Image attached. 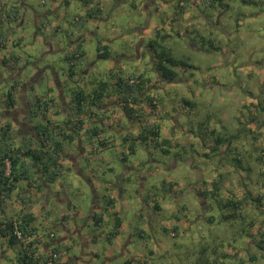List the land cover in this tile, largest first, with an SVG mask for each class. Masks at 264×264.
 Here are the masks:
<instances>
[{"label": "rangeland", "instance_id": "374dc122", "mask_svg": "<svg viewBox=\"0 0 264 264\" xmlns=\"http://www.w3.org/2000/svg\"><path fill=\"white\" fill-rule=\"evenodd\" d=\"M81 1L64 3L55 13L53 0H0L8 6L18 4L20 21L24 19L19 30L4 26L9 47L0 49V55L19 57V65L24 66L23 78H32L33 92L45 95L47 79L54 75L53 68L60 76L67 74V83H70L66 54L52 49L51 45L60 48L58 42H67L74 31L83 36L76 51L86 53L84 57H76L75 78L78 80L85 74L84 86L89 92L100 80L108 79L112 69L117 74L137 76L143 73L146 79L149 78L145 81V93L156 95L159 106L156 110L147 105L140 107L144 113L155 116L153 121L160 124V143L165 138L171 139L169 144L163 145L170 153L165 154L154 142L141 141L136 142L134 153H128L123 135L116 144L114 132L110 136L104 133L103 139L109 143L96 153L94 159L85 160L86 163L78 161L86 175L95 174L91 179L100 193L105 191L106 182L126 177L127 189L121 198L123 203L126 202L122 208L125 220L123 243L128 241L133 228L136 233L134 245L129 248L135 246L139 257L146 251L150 264H237L241 259L242 264H264V198L256 200L264 195V0H182L186 2L183 11L178 9L181 0H93L90 4L99 3L102 7L97 17L86 16L85 7L88 9L89 6ZM47 10L51 14L41 17ZM36 15L39 16L37 25ZM76 15L86 17L74 22ZM56 22L62 32L52 31ZM22 35L25 38L16 40ZM150 40L162 43L175 58L184 61L175 67L179 72L177 80L164 81L159 77L154 52L148 46ZM99 44L108 48L111 54L99 57ZM156 50L159 52L161 48L157 45ZM9 64L14 68L17 66L14 61ZM6 68L0 65L8 75L10 67ZM6 74L0 79V113L11 81ZM115 88L109 86L110 94L116 95ZM52 92H56V88ZM67 94L72 93L67 90ZM104 101L107 110L115 114L116 122L125 128L120 134L126 135L137 127L138 122L131 124L120 105L114 107L115 97ZM146 114L139 119L151 117ZM237 132L240 136L230 142L226 139L225 143L214 141L218 134L227 138ZM98 141L96 138L91 144L98 146ZM84 143L89 144L90 139ZM216 145L219 149L213 150ZM70 146L67 143L66 150ZM124 154L126 159H123ZM233 156L240 157L245 168L231 166L228 160ZM65 166L61 182L54 183L59 191L54 198L58 200L66 195L82 210L76 216L77 220L81 225L86 224V217L93 207V186L87 179H79L72 161ZM222 173L226 183L220 192V200L233 193L241 201L238 215L242 214L243 218L225 219L223 215L232 211L221 209L210 197L200 194L214 189L212 184ZM158 201L162 206L160 210L150 207ZM48 208L52 214V207ZM133 209L142 216L134 217ZM12 210L8 213L12 214ZM211 214L215 216L212 221L209 220ZM250 221L254 226H249ZM174 224L179 227L178 235L173 234ZM43 226V234L49 239L44 220ZM56 227L62 229L60 225ZM107 229L106 225H92L87 231L99 237L93 246L109 256L114 245L107 250L110 245L101 237ZM139 229H142L143 237L137 233ZM70 242L64 246L65 250L71 257L79 256L84 246L79 234ZM6 245L7 239L0 234V256ZM206 246L207 251L202 256L201 249ZM18 247L16 251L10 250L12 258L6 256L0 264H11L12 261L17 264V251L21 246ZM253 255L255 259H252ZM125 258L120 255L115 263L125 264ZM103 259L98 262L102 264ZM70 264H81V261Z\"/></svg>", "mask_w": 264, "mask_h": 264}, {"label": "trees", "instance_id": "16d2710c", "mask_svg": "<svg viewBox=\"0 0 264 264\" xmlns=\"http://www.w3.org/2000/svg\"><path fill=\"white\" fill-rule=\"evenodd\" d=\"M82 1L84 5L89 6L86 10V16L97 17L101 13L102 7L99 3L92 5L90 3L93 0ZM210 1L213 2L214 0ZM185 7L186 2L181 0L178 3L179 11H183ZM86 16L79 15L78 20H83ZM20 19L21 13L18 4L11 6L5 3L0 4V49L5 48L7 42L6 31H4L5 23H15L16 25ZM157 45L161 48L159 52L156 50ZM148 46L154 52L153 56L156 59L155 69L159 77L163 78L164 81L177 80L179 72L175 67L184 64V61L175 58L171 51L164 48L163 44H160L157 40H150ZM97 50L99 57H107L111 54L108 48H103L100 44L97 46ZM77 53V51H74L65 56L69 69L68 74L71 77L76 74ZM79 56L83 57L84 52H79ZM12 61L22 70L23 67L19 66L20 58L16 55L0 57V65H9L12 69V74L8 75V78H12V81L5 92V102H2L0 113L3 114L2 117L0 116V234L7 239L9 246H21L17 256L19 264H46L50 259H53V263L57 264L63 257L64 251L59 246H53L49 252L40 251L39 215L35 211V201L27 190H42L44 184L55 183L61 178L63 169L67 168L60 161L67 153L66 145L74 142L77 135L81 134L86 125L87 127L83 132L89 139L100 138L98 125H92L88 121L98 115V107L104 103V99L112 97L113 93L110 94L109 86L114 85L115 88V85H117L118 89L115 88L114 92L118 97L117 103L121 106L130 123L134 124L137 121H142L139 127H135L136 131H130L122 136L123 143L128 145V153H134L136 151V142L141 141L154 142L162 147L161 149L165 154H168L170 149L163 145L169 144L171 139L165 138L160 143L162 141L160 139V124L155 120L139 119L146 114L141 109L142 106L147 105L153 110H156L159 106V98L156 95L145 93V81L147 82L149 78L146 79L143 73L135 76L133 73L115 74L114 72H109L108 79L100 80L96 88L91 92L81 86L71 88L72 94L69 96V100L66 101L67 111L65 113L57 95H49L48 97L34 93V98L27 101L29 107L24 108L22 89L24 86L29 85L31 80L23 82L19 75L17 76V67L14 69V66L9 64ZM2 73L3 71L0 69V77ZM12 108H15L16 112ZM61 113L67 115L58 121L57 117ZM21 117L24 120L23 122L19 119ZM120 128L125 129L124 126H120ZM239 136L238 132L228 135L227 138L218 134L215 136L214 141L218 144L225 143V139L230 142L233 138L237 139ZM98 142L102 146H106L109 143L105 139H100ZM218 149L217 145L213 147V150ZM126 157V154H124L123 159H126ZM228 161L231 166L238 168L242 166V168H245L241 164L240 157L233 156ZM218 176L219 178L212 184L214 189L202 191L200 194L210 197L212 201H215L214 204H217L221 209L231 210L232 213L223 215L225 219L232 217L233 219L243 218L242 214L238 215L241 201L237 200L233 193L226 199L220 200V192L226 183L223 179L226 177L224 173ZM104 198H106V205H111L114 200L107 194L104 195ZM263 198L264 195H260L256 200L262 201ZM15 200H19L20 209L16 213L14 212L15 214H8L7 207ZM153 206L155 210L161 209L159 203H155ZM46 215L50 216L51 213L46 212ZM102 216L103 214H99L97 217L94 216L96 224L101 221ZM174 217L177 219L176 216ZM214 217L212 214L209 215V220L212 221ZM248 224L249 226H254L252 221ZM116 225L117 227L121 225V221L118 218L116 219ZM116 228L108 232L106 234L107 237L111 238L114 236ZM172 229L174 230V235L180 234L177 224H174ZM18 230L21 233L20 236L16 233ZM244 230V227H242L241 232ZM139 233L141 234L142 232ZM140 236L143 237L144 234ZM233 240L234 242L236 241L235 237H233ZM216 249H218V246ZM216 249L214 250L215 253L217 252ZM206 251L207 246L201 249L200 253L202 256H204L203 254ZM52 252L56 253L57 256L52 257ZM205 258L207 259L208 257ZM255 258L256 256L253 255L252 259ZM125 264L131 263L128 261ZM237 264H242V259Z\"/></svg>", "mask_w": 264, "mask_h": 264}, {"label": "crops", "instance_id": "0c3cea01", "mask_svg": "<svg viewBox=\"0 0 264 264\" xmlns=\"http://www.w3.org/2000/svg\"><path fill=\"white\" fill-rule=\"evenodd\" d=\"M148 1H150V0H148ZM53 2H54L53 8L55 9V10L53 9L54 10L53 12L57 13L59 11V9L64 6L63 5L64 3L70 4L71 0H53ZM0 4H3V3H0ZM148 4H149V2H148ZM59 6H60V8H59ZM85 8L87 10V7H85ZM49 14H51V12H49L47 10L41 14V17H43L45 15H49ZM63 16H64V14H63ZM38 17H39L38 15L35 16L36 25H37L38 20H39ZM76 20H78V15L75 16L74 22H76ZM23 22H24V19L22 21H19L18 26L15 25V23L14 24L13 23L12 24L11 23H5V26L7 25V26L12 27V28L14 27L13 29H15V31H16L15 27H17V30H19V28H21L20 26L21 25L23 26ZM52 26H53L52 31L54 33L62 32V28H60V25L57 22ZM6 30L7 29L5 27V31ZM71 33L72 34H70L69 38L67 39V42H64L63 40H60L58 42V44L61 45L60 48L56 49V46L52 47L54 44L51 45V48L55 49L56 51H60V52L64 51V53L66 55L68 53L76 51L75 47L79 45V42L81 40H83V36H80L79 34L74 33V31H72ZM21 37L25 38L24 35H22V36H18V38L16 40H20ZM6 47H9V43H7V42L5 44V48ZM77 54H78V57H80L79 51ZM85 54L86 53L84 52V56H85ZM0 57H2V56L0 55ZM19 66H21V65H19ZM3 67L6 68V67H10V66L3 65ZM14 69H16V68H14ZM11 70L12 69L10 67V70L8 71V75L12 74ZM18 72H19V74H18ZM109 72L110 73L111 72L117 73L113 69L109 70ZM16 73H17V76L21 74V70L18 67H17ZM53 73H54V75H53L54 78L47 79L48 83L46 84V87H47L46 94L44 95L43 93L42 94L38 93V95L49 97V95L59 94L58 97L60 100V105H61L62 109L64 110V112L66 113L67 109H66L65 105H66V101L69 100V95L68 94L66 95V91L70 90V92H71V88L74 87V82H76V86H81V87L86 88L84 85H85V82L87 81V79L84 76L85 74L82 73L83 76H80L79 79L77 80V78H75V75L77 76V73H76L74 76H72V77L70 76V83L68 84L67 80L69 79V77L67 78V74H65L64 76H60L59 72L55 71V68H53ZM87 73H89V70H87ZM2 74L5 76L6 73L4 74V72H3ZM8 75H7V79H9ZM68 76H69V74H68ZM22 78H23V74L21 75L20 79L23 82H29L30 81V80L27 81L28 78H23V79ZM39 78H41V76ZM11 81H9L10 84H11ZM66 83H67V85H66ZM34 86L35 85H33L32 82H29V85L24 86L25 88L23 87V89H22L23 94H24V96H23L24 108L29 107V105H28L29 103L27 101H30L31 100L30 96L35 93V92H33ZM29 87H31V88L29 89ZM55 88H56V92L53 93L52 90ZM113 97H115V101H114L115 104H113L114 107L119 108V106H118L119 103H117L118 97L116 95H112L111 98H113ZM108 99L109 98H107V100ZM111 109H113V107ZM65 113L59 114L57 117V120L59 121L60 119H62L63 116H66L67 114H65ZM103 113L105 114V117L102 118L103 122L92 124V125H98V127L100 128V130H99L100 138L99 137L90 138V143L85 144L84 142H86V140L88 139V137L83 132L87 127V125H86L85 128L81 131V134L77 135V138L75 139V141L72 143H69V144H71V146L66 150L67 151L66 155L60 160L64 165H67L68 162L72 161V163L74 164V168L76 167V170L78 172L80 171V173H83V175L86 173V171H84L82 169L81 164L79 162H81V161L85 162V160H87L86 162H88L89 160L94 159L96 153L104 148V146L100 147V144L98 146L91 144V143H93L92 141H94L96 138L98 140L103 139L104 133L106 135L110 136V135H114V132H116V136L114 137L115 142H116V140L120 139V137L122 135H124V134H120V132L123 129L122 128L120 129L121 123L119 124L118 122H116V120L114 118L115 114L112 112V110L106 109V111ZM147 114L151 115V113H149V112ZM153 114H155V113H153ZM154 118H155V116L151 115V117L149 119L151 121H153ZM19 119H20V121L22 120V122L24 121L22 117ZM112 119H113V121H112ZM147 119H148V117H147ZM137 122H138L137 127H139L142 124V121H137ZM136 128L134 129V131H136ZM82 141H83V143H82ZM116 144H117V142H116ZM112 145H113V142H112ZM76 147H79L81 149V151ZM78 152H80V153H78ZM65 167H67V166H65ZM90 175L91 176H88V175H86V176H87V180L89 179L88 181L91 183V185L93 186V190H94L93 207L90 211V214L86 217V224L83 223L82 225L76 218V216L79 215L80 212L82 211L81 209H79L77 206L73 205L71 202H68V198L66 195H65V197H58V200L54 198V195L59 192V191H56V186H58V185L55 186L54 183L49 184V185L44 184L42 190H39V191H36V190L28 191L29 189L27 190V192H29V194L33 197V199L35 201V211L39 215L38 227H39V235L41 237V240L39 243L40 251L41 252H43V251L49 252L53 248V246H59L64 252H63V257L57 262V264H70L71 261H75V260L81 261V264H95V261H96V264H100L98 261L101 260L102 257H104V259H103L104 261L102 262V264H116L115 262L117 259H119L120 255H123L126 257L124 259L123 263H126L129 261L132 264H150L148 262L146 251L143 253L142 257H139V251L137 248H135V246H133L132 248H129L130 246H132L131 244L134 243L133 241L135 239L134 237H135L136 233H133V230H134L133 228L130 229L131 234L128 237V241L126 243H123L124 239L122 237H124V236H122V235H123V227H125V224H124L125 220H124V217L122 216V208L124 206L123 204H125L126 202L124 201V203H123L121 198H122V195L125 194V191L127 189V187L124 183V181L126 180V177L125 176L121 177V178L119 177L115 181L113 180V181L106 182L105 191L104 192L101 191L103 193H100L99 190H97V186H95V183L91 179V177H95V174L91 172ZM79 179L81 180L80 177H79ZM145 180H146V177H145ZM56 182L60 183L61 178L59 180H57ZM50 185H51L52 190H50ZM51 193H53L54 195H52ZM105 194H107V195L110 194L109 195L110 198H114L111 205H106V200H105L106 198H104ZM44 200H45V202H44ZM18 201L19 200L13 201V203L8 206L9 210H12V207L15 208V210L17 208L20 209V205H19ZM101 201L103 203H101ZM159 202L160 201H158V203ZM70 203H71V205H70ZM153 205H155V202H153L150 205V207H152ZM49 206L52 207L53 213L50 216H47L45 212L50 213V211H48ZM128 207L130 208L131 206L128 205ZM161 208H162V206H161ZM9 210L7 209V212H9ZM15 210L14 211L12 210L10 212H12V214H14ZM99 214H103V216H102L101 221L98 224H96L94 216L97 217ZM133 215H134V217H136V216L141 217L142 213H137L133 209ZM117 218L119 220L121 219V225L118 227L116 225V219ZM43 220H44V223L48 225L47 229H49V239L47 237H45L43 234L44 228H45L43 226ZM64 223L70 225L71 229H73V230H77V228L79 229V236H80V239H82V245H84L83 247H81V254L79 256L74 255L73 257H71L70 254L67 252V250H65V248H64L65 245L68 246L71 244L70 239H73V240L75 239L71 235L69 236L68 231L66 230V228L63 227ZM56 225H60L62 229H58L56 227ZM86 225H87V227H86ZM92 225L100 226V227H103L105 225L108 226V229L106 230V232L103 235H101V237H103L104 240L107 243H109V245H110V246H107V250H108V247H111V245H114L113 250L111 249L109 252L110 253L109 256L105 255L104 254L105 252H103V254H101V252L98 251L97 248L94 247L96 245V242L99 241V237L94 235V234H90L87 231L88 228H91ZM114 228H116L115 229L116 234L114 236H112L111 238L107 237L106 234L108 232L112 231V229H114ZM141 231H142V229H139V231H137V233H139ZM137 235L139 236V234H137ZM18 246L11 247V246H9V244H7L6 247L3 246V250L5 252H4V254H2L0 256V263L6 258V256L12 258V256H10L12 254V252L10 250L16 251ZM141 249L143 250L145 248L143 246H141ZM17 252H19V251H17ZM16 261H17V264H19L17 258H16ZM11 264H15V261H12Z\"/></svg>", "mask_w": 264, "mask_h": 264}, {"label": "flooded vegetation", "instance_id": "af4514ba", "mask_svg": "<svg viewBox=\"0 0 264 264\" xmlns=\"http://www.w3.org/2000/svg\"><path fill=\"white\" fill-rule=\"evenodd\" d=\"M52 78H54V77H52ZM57 96H59V94H57ZM106 105H107V102L104 101V103L100 107H98L99 113H98V115H96V116H94L93 118L90 119L91 120V121H89L90 124H93V123H102L103 122V120L101 119V117L103 118L105 116V114L103 112H105L106 109H107ZM12 109H15V108H12ZM15 112H16V109H15ZM76 148H78L81 151V149L79 147H76ZM78 153H80V152H78ZM77 173H78V171H77ZM79 173H80V171H79ZM143 179H145L144 175H143ZM44 202H45V200H44Z\"/></svg>", "mask_w": 264, "mask_h": 264}, {"label": "water", "instance_id": "95a60500", "mask_svg": "<svg viewBox=\"0 0 264 264\" xmlns=\"http://www.w3.org/2000/svg\"><path fill=\"white\" fill-rule=\"evenodd\" d=\"M23 68H24V66H23ZM23 68H22V70H23ZM22 70H21V74L19 75V77H21V75H22ZM39 74H40L39 76H41V77L43 76V74L41 75V71L39 72ZM31 79H29V80H31ZM77 174H78V177H80L81 179L85 178V177H86L85 179H87V176L85 174L83 175V173H79V172ZM50 190H52L51 185H50ZM51 194L53 195V193H51ZM68 202H70L69 199H68ZM70 205H71V203H70ZM63 227L66 228V230L68 231L69 236L71 235L72 237L75 238V236L77 234H79V229L78 228H77V230H73V229H71V226L66 224V223L63 224Z\"/></svg>", "mask_w": 264, "mask_h": 264}, {"label": "built area", "instance_id": "2783aa9c", "mask_svg": "<svg viewBox=\"0 0 264 264\" xmlns=\"http://www.w3.org/2000/svg\"><path fill=\"white\" fill-rule=\"evenodd\" d=\"M16 233H17L19 236L21 235V233H20L19 230H18ZM51 256H52V257H56L57 254L54 253V252H52ZM46 264H54V263H53V259H50Z\"/></svg>", "mask_w": 264, "mask_h": 264}, {"label": "bare ground", "instance_id": "6f19581e", "mask_svg": "<svg viewBox=\"0 0 264 264\" xmlns=\"http://www.w3.org/2000/svg\"><path fill=\"white\" fill-rule=\"evenodd\" d=\"M150 51V50H149ZM17 245V244H16Z\"/></svg>", "mask_w": 264, "mask_h": 264}]
</instances>
